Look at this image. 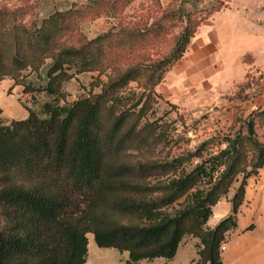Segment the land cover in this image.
<instances>
[{
  "label": "trees",
  "instance_id": "1",
  "mask_svg": "<svg viewBox=\"0 0 264 264\" xmlns=\"http://www.w3.org/2000/svg\"><path fill=\"white\" fill-rule=\"evenodd\" d=\"M132 1L90 4L106 3L104 13L116 20ZM148 1L159 8V0ZM188 1L170 4L148 26V17L119 20L77 45L64 35L82 8L54 12L29 28L0 14V82L14 80L27 92L22 73L43 69L41 91L49 99L38 112L0 124V264H85L88 234L97 248L126 253L125 264L170 261L187 237L198 240L190 264H221L220 246L236 228L246 180L264 165L257 137L264 109L242 118L234 104L228 133L193 150L183 148L188 141L174 126L150 119L165 72L183 57L199 24L225 9L210 0L204 17L191 21L181 7ZM178 26L173 46L161 53L159 42ZM116 49L124 63L116 61ZM89 72L98 73L92 84L98 93L61 105L63 84ZM251 86L240 87L239 105ZM235 183L230 214L207 227L212 208Z\"/></svg>",
  "mask_w": 264,
  "mask_h": 264
},
{
  "label": "rangeland",
  "instance_id": "2",
  "mask_svg": "<svg viewBox=\"0 0 264 264\" xmlns=\"http://www.w3.org/2000/svg\"><path fill=\"white\" fill-rule=\"evenodd\" d=\"M93 0H0V14L5 18V21L20 24L26 28L36 26L41 20L47 18L54 12H64L70 9L82 8V13L79 16H74L70 23V29L64 35V41L67 44L77 45L83 40L90 41L97 36L107 33L110 28L116 26L118 21L139 22L145 21L147 18V26L153 20L159 18L163 10L170 4L176 6L182 0H159V8L148 0H133L126 7L122 8L120 15L114 20L109 14H105L106 3H99L96 7L90 4ZM225 9L220 13L215 14L217 18L223 15V20L233 18L234 14H245L250 19V28L253 33L257 32L254 38H259L258 47L264 48V0H220ZM212 1L210 0H189L182 4L183 15L190 14L191 21H198L204 17L205 12L209 10ZM185 19V18H183ZM209 19V18H208ZM208 19H204L200 24H203ZM226 21V20H225ZM223 21V24H225ZM183 25V24H182ZM181 27L169 29L163 39L159 42L161 45L158 50L165 54L173 46V38L180 32ZM232 47L236 48H252L253 39L248 38L250 34L235 35L233 32L227 34ZM159 44H156V46ZM152 47H147L146 51L150 54ZM122 58V59H121ZM120 51L116 49L115 59L119 63H124V59ZM175 64V63H174ZM173 64V65H174ZM173 65L165 72L162 82L155 88L156 94L160 97L153 105V113L150 119H158L160 122H165L166 126L171 125L176 128V134L179 135L183 144V148L193 150L201 142L213 137L216 133L227 134L232 123L233 109L226 101L214 102L209 100V96L215 95L218 91L215 90L213 84L215 82L210 79H203L191 86L188 90L180 89V95L175 98L172 91L173 81L171 86H167V81H171V71ZM264 65H254L247 70L248 79L250 77L256 79L259 74H262L260 84H263ZM97 72L82 73L75 75L72 79L65 82L61 88L63 100L61 105L70 104L82 97H87L90 94L98 93L99 88H93ZM99 80L102 83L107 81V76H100ZM14 81V80H13ZM11 79H4L0 82V87L9 84V88L0 89V124L8 123L10 120H19L27 116V111L38 112L41 106L49 100L41 89L46 84L44 70L31 72L29 69L24 71L19 78V81L25 84L27 92H23V87L19 85V90L13 84ZM15 82V81H14ZM6 83V84H5ZM15 87V88H14ZM131 89L137 87L136 83L129 85ZM229 88V89H228ZM12 89V90H11ZM224 94L232 96L234 91L227 86L224 88ZM136 93L139 90L135 89ZM222 93V91H220ZM258 93V89H253L249 92L250 96ZM210 97V98H211ZM253 99V100H252ZM248 101L245 110L242 113V105L235 102L236 108L240 111V115L246 114L249 106L255 108L261 107L264 101V92L260 96H254ZM209 101V103L207 102ZM174 106H173V105ZM172 106L176 109H173ZM237 115V112L235 114ZM240 117V118H241ZM215 151V149H213ZM240 180V178H239ZM237 186V184H236ZM235 189V188H234ZM87 259L85 264H117L115 261H110L108 254L118 255L119 253L112 249H99L96 247L93 236L87 235ZM98 256L103 257L101 262ZM102 259V258H101Z\"/></svg>",
  "mask_w": 264,
  "mask_h": 264
},
{
  "label": "crops",
  "instance_id": "3",
  "mask_svg": "<svg viewBox=\"0 0 264 264\" xmlns=\"http://www.w3.org/2000/svg\"><path fill=\"white\" fill-rule=\"evenodd\" d=\"M215 14L198 27L183 57L173 65L172 80L167 81V86L170 87L173 81L174 88L170 92L177 98L181 88L188 90L194 83L208 78L215 82L213 84L214 88L217 86L215 90H219L212 97L209 96V100L212 103L223 102L224 104L228 101L229 107H232L235 102H238L236 94L240 87L247 82H252L250 89L244 92L247 99L241 103L243 113L248 101L264 92V83L260 84L262 74H259L256 79L252 77L248 79L249 74L247 73V70L254 65H264V48L258 47L259 44L257 45V43L260 39L254 38L257 32H252L248 16L242 13L240 15L234 14L233 18H226L225 21L223 15L217 18L214 16ZM232 32L235 35L250 34L251 36L248 38L253 39L255 46L247 49L232 47L227 36L228 33ZM227 86L234 91L232 96L223 93ZM5 87L8 90L10 86L7 83L0 89ZM18 87L16 86V88ZM253 89H258V93L250 96L249 92ZM207 102L209 103V101ZM263 109L264 101L261 107L249 106L243 118H246L252 111ZM257 137L259 142L264 144V129L257 130ZM235 187L236 183L230 188L228 194L212 208V215L206 224L207 227L213 228L230 214L231 205L229 201ZM197 244V239L187 237L179 244L172 260L154 259L150 262L141 261L138 264H190L197 258ZM222 245L223 249L220 250L221 264H264V165L258 170L256 176L246 180L243 203L236 215V228L227 233ZM107 256L110 261H115L117 264H125L127 260L126 253L108 254ZM98 257L101 262L104 261L103 257L105 256Z\"/></svg>",
  "mask_w": 264,
  "mask_h": 264
},
{
  "label": "built area",
  "instance_id": "4",
  "mask_svg": "<svg viewBox=\"0 0 264 264\" xmlns=\"http://www.w3.org/2000/svg\"><path fill=\"white\" fill-rule=\"evenodd\" d=\"M223 249V245L220 246V250Z\"/></svg>",
  "mask_w": 264,
  "mask_h": 264
}]
</instances>
